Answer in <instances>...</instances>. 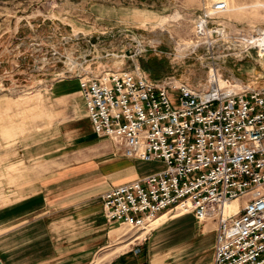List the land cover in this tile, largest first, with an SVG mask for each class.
<instances>
[{
  "label": "rangeland",
  "instance_id": "374dc122",
  "mask_svg": "<svg viewBox=\"0 0 264 264\" xmlns=\"http://www.w3.org/2000/svg\"><path fill=\"white\" fill-rule=\"evenodd\" d=\"M224 1L227 10L211 16L200 34L198 21L207 0H0V164L20 144L33 153L30 145L44 139L37 144L39 152L43 145L45 152L53 151L49 130L60 126V152L39 158V172L32 174L63 177L98 167L113 182L131 178L124 172L119 179L120 159H128L113 142L82 139L83 126L74 131L75 123L87 117L78 94L83 77L133 72L205 91L214 74L236 92L264 89L263 55L243 42L259 40L258 31H264V0ZM123 7L138 9L139 15L129 11L122 18ZM145 167L156 173L165 164ZM120 229L123 236L111 247L117 252L136 243L128 240L135 229Z\"/></svg>",
  "mask_w": 264,
  "mask_h": 264
},
{
  "label": "built area",
  "instance_id": "2783aa9c",
  "mask_svg": "<svg viewBox=\"0 0 264 264\" xmlns=\"http://www.w3.org/2000/svg\"><path fill=\"white\" fill-rule=\"evenodd\" d=\"M207 1L200 34L227 10L224 0ZM257 34L244 44L263 45L264 31ZM211 77L205 91L133 72L79 80L97 138L113 142L125 159L165 164L106 191L102 213L136 232L163 213L191 214L215 226L213 264H264V89L236 92ZM233 202L236 212L227 209Z\"/></svg>",
  "mask_w": 264,
  "mask_h": 264
},
{
  "label": "crops",
  "instance_id": "0c3cea01",
  "mask_svg": "<svg viewBox=\"0 0 264 264\" xmlns=\"http://www.w3.org/2000/svg\"><path fill=\"white\" fill-rule=\"evenodd\" d=\"M129 9L120 8L124 12L120 16L126 18ZM131 12L133 17L139 15L138 9ZM135 20L139 19L132 23ZM79 122L74 131L83 126L80 137L92 140L95 134L88 118ZM51 130L53 136L48 140L53 151L45 152L43 145L39 152L44 139L30 145L33 153L20 144L0 164L1 175L5 173L3 180L0 176V264H213L215 226L196 224L188 214L170 216L127 250L114 251V241L123 235L118 224L105 220L101 196L141 178L140 171L150 174L148 168L145 163L120 159L119 179L124 172L131 177L124 182H113L98 167L63 177L51 174L46 178L44 171L36 175L39 158L61 150V128ZM123 161L128 164L124 166Z\"/></svg>",
  "mask_w": 264,
  "mask_h": 264
},
{
  "label": "bare ground",
  "instance_id": "6f19581e",
  "mask_svg": "<svg viewBox=\"0 0 264 264\" xmlns=\"http://www.w3.org/2000/svg\"><path fill=\"white\" fill-rule=\"evenodd\" d=\"M264 41V40H263ZM257 47L259 48V51L262 53L263 55V61H264V44L261 45L260 43L257 44ZM223 84L220 83V86H222ZM227 209L231 212H236L237 211V203L236 202H233L231 203L230 205H227ZM182 215H185V214H179V213H176L174 214L172 217H175V216H182ZM167 214L166 213H163L162 215L158 216L156 219L152 220L150 222L149 225H147V227H144L141 231L139 232H136L135 234H133L132 236H130L128 238V240H131L132 242L134 241V238H141V237H144V235L150 230V229H153L152 227H150L151 225H153L156 221H159L161 219H163L164 217H166ZM130 243V242H129Z\"/></svg>",
  "mask_w": 264,
  "mask_h": 264
}]
</instances>
